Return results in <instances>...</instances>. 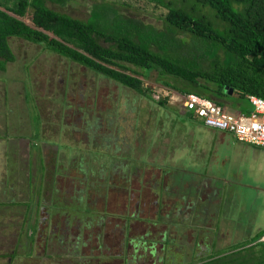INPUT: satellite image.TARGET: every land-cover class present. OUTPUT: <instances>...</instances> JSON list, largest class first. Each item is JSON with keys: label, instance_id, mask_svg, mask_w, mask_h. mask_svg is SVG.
Listing matches in <instances>:
<instances>
[{"label": "rangeland", "instance_id": "374dc122", "mask_svg": "<svg viewBox=\"0 0 264 264\" xmlns=\"http://www.w3.org/2000/svg\"><path fill=\"white\" fill-rule=\"evenodd\" d=\"M161 1L65 0L47 5L83 21L100 9L104 15L101 24L128 20L141 26L142 32L172 35L185 41L180 50L185 56V47L189 49L195 43L185 33L171 32L163 17L168 2L184 9H190V4L183 0ZM204 12L215 21L212 12ZM30 17L28 10L20 19L31 24ZM8 43L15 60L0 70V264H124L123 255L114 258L118 247L104 251L103 246L98 252L94 234L93 240L85 243L88 231L77 245L71 233H64L60 244V235L52 232V226L48 236L42 238L37 232L40 224L35 225V230L31 225L47 212L51 222L74 217L84 224H104L101 229L106 235L102 234L104 240L100 241L105 246L121 240L120 227L129 215H135L131 225L126 221L123 232V242L128 240L127 235L130 239L144 236L142 240L147 241L139 243L137 255L141 257L135 264H140L141 259V264H149L152 249L160 262L167 255L163 264H197L209 256L233 253L264 230V149L255 148L256 152L249 150L239 156L238 182L251 188H236L239 192L223 195L222 202L209 204V213L202 218L197 215L178 220L175 216L173 220L168 213L173 209L171 196L164 188L165 177L159 178L160 172L167 174L169 170L157 166L156 156L163 157L167 150L176 157H185L183 149L207 142L206 134L192 127L193 120L174 112L183 111L176 99L160 98L165 105L158 106L152 98L155 92L164 97V93H175L174 90L161 84L156 72H151L143 79L147 98L69 62L43 45L18 38H9ZM97 43L108 45L100 38ZM189 51L193 57H204L198 46ZM161 79L182 85L176 79ZM225 111L238 114L233 107ZM5 138L11 142L6 143ZM27 141L31 144L29 159ZM136 142L140 147L135 146ZM7 157L11 161L6 163ZM55 168L58 173L53 177ZM5 180L7 188L3 186ZM205 197L206 194L201 196ZM37 202L41 209L35 216ZM25 204L31 205L28 217ZM26 217L28 234L24 232ZM168 224L171 227L166 228ZM167 229L169 234L165 233ZM165 234L170 244L167 250ZM132 248L125 244L123 253L132 255Z\"/></svg>", "mask_w": 264, "mask_h": 264}, {"label": "trees", "instance_id": "16d2710c", "mask_svg": "<svg viewBox=\"0 0 264 264\" xmlns=\"http://www.w3.org/2000/svg\"><path fill=\"white\" fill-rule=\"evenodd\" d=\"M183 1L190 4V9L168 2L163 22L171 32L185 33L195 43L189 49L185 47V56L180 52L186 45L184 40L165 33L142 32L141 26L128 20L101 24L104 15L100 9L83 21L47 5L65 0H0V70L15 60L8 39L18 38L43 45L69 62L147 98L143 79L156 72L157 80L175 93H196L224 109L233 107L248 114V95L264 99V0ZM205 9L212 12L215 21ZM28 10L31 24L20 19ZM98 38L108 45L98 44ZM197 46L204 57L190 53ZM162 77L176 79L182 85ZM157 104L164 106L165 101ZM263 232H257L253 240L231 254L209 256L197 264H264V246L255 243Z\"/></svg>", "mask_w": 264, "mask_h": 264}, {"label": "crops", "instance_id": "0c3cea01", "mask_svg": "<svg viewBox=\"0 0 264 264\" xmlns=\"http://www.w3.org/2000/svg\"><path fill=\"white\" fill-rule=\"evenodd\" d=\"M174 112L178 116L193 120L192 127L202 130L207 136V142L202 146L200 144L191 146L193 149H183L182 154L185 157H176L173 151L168 153L167 150L164 151L163 157L157 155V166H165V169L169 170L167 174L160 172L159 178L165 177L164 188L171 196L169 201L173 209V220L175 216L180 220L197 215L199 219L209 213V204L222 202L223 195L239 192L236 188H251L247 183L238 182L241 179L238 160L240 154L242 156L244 152L249 150L256 152L255 148H261L238 142L229 133L207 128L199 121L190 118L184 110ZM135 146L140 147V144L136 142ZM135 154L138 155L137 150ZM168 157L169 160L166 162ZM134 169L136 170V167ZM204 194H206L205 199L201 198Z\"/></svg>", "mask_w": 264, "mask_h": 264}, {"label": "built area", "instance_id": "2783aa9c", "mask_svg": "<svg viewBox=\"0 0 264 264\" xmlns=\"http://www.w3.org/2000/svg\"><path fill=\"white\" fill-rule=\"evenodd\" d=\"M171 94V95H169ZM161 97L155 92L152 95L154 101L167 97L176 99L184 112L189 117L199 121L203 126L234 136L236 141L264 149V99L254 95H248L247 100L252 110L248 114L238 112L231 115L223 107L214 103L211 99L197 95L196 93L178 94L167 92ZM257 244L264 246V232L256 240Z\"/></svg>", "mask_w": 264, "mask_h": 264}, {"label": "flooded vegetation", "instance_id": "af4514ba", "mask_svg": "<svg viewBox=\"0 0 264 264\" xmlns=\"http://www.w3.org/2000/svg\"><path fill=\"white\" fill-rule=\"evenodd\" d=\"M13 136V135H12ZM15 139V137L13 138H11V140H14ZM5 140H6V143L7 142H11V140L10 141H8L7 140V138H5ZM20 140H23V138H21ZM28 142V141H27ZM9 144V143H8ZM19 143H16V145H18ZM26 144H28V148H26V159L28 158L29 159V157L28 156H30V154H29V148H30V143L28 142V143H26ZM10 145V147H12L13 145H11V144H9ZM23 147V146H22ZM42 148V147H41ZM40 148V151L42 150ZM15 149H17V148H14L13 147V149L12 150H15ZM51 149V148H50ZM55 156V155H54ZM7 158H8V160H7ZM7 158H5V160L4 161H6V163L8 162V161H11V157H7ZM57 160V159H56ZM55 160V161H56ZM27 161V160H26ZM30 161H31V159H30ZM55 164L57 165L58 164V162L56 161L55 162ZM6 168H8L7 166L5 167V174L7 173V169ZM27 171H29V170H27ZM53 173H52V176L54 177L55 176V174H57L58 172L56 171V168L55 169H53ZM86 172V171H85ZM42 173H44V169H43V171H42ZM6 176H8L7 174H6ZM5 188H7V180H5V184L3 185ZM11 186V185H10ZM53 188V187H52ZM39 191V190H38ZM54 192H56V189L54 190ZM29 202V201H28ZM27 202V203H28ZM10 203H14V201H10ZM52 205V203H49L48 204V206L49 205ZM25 206L27 207V217H28V214L30 213V209H31V205L29 206V204H25ZM39 206H40V204H39V202H37L36 203V207H35V209H37L36 210V213H34V215L36 216V214H37V212H38V209H41V208H39ZM48 206H47V208H48ZM137 207V206H136ZM54 208V207H53ZM138 211H135V214L137 213ZM169 213V215H171V217H172V213H173V211L172 212H168ZM181 213V212H180ZM48 214V212L46 213V215H45V217H43V218H41V219H34V224H32L31 226L33 227V229L35 230V225L37 224V223H39L40 224V226H41V228H40V231H37V232H40V235L42 236V238H43V236L44 237H46V236H48V232L50 231V229H51V226H52V232H56L57 234H59L60 235V238H58V241H60L59 243L61 244V241H62V239H61V236L65 233L66 234V236L69 234V233H71V234H73V235H75V237H76V239L75 238H72L71 237V239L72 240H74V242H75V244L77 245L78 243V241L80 240V238H81V236L82 235H86V234H84V232H86V231H88V233L90 234V235H88L87 234V237L86 238H84V241H86L85 243H88V242H90V241H92L93 239H92V237L91 236H93V234L95 235L94 236V239H96L95 241V243H97V246H96V248L99 250L98 252H101V248L104 246V251H106V250H109V249H115V248H117L118 247V249H119V251L118 252H116L115 253V255H114V258H120L122 255H123V263L124 264H132V263H134L135 264V260H138V257H141V256H138L137 255V253H138V250H139V243H145V242H147L146 240L145 241H143L142 239H143V237L144 236H135L136 238L135 239H130V237H129V235H127V238H128V240H126L125 242H123V232H124V230L127 228L126 227V225L128 224V225H131V219L133 218V217H136L135 215H133V214H131V215H129V218H127L126 220H124L125 221V223L124 224H122V226L120 227V229H119V232H118V235L119 236H121L122 238H121V240L120 239H118L117 241H115V243H113V242H111L110 244H107V246H105L104 244H101L102 243V241H100V239L101 240H104V238H103V236H102V234H104V235H106V233L104 232V233H102V229H101V227H102V225H104V224H101V223H97V224H93V223H89L88 221L86 222V224H84L83 223V221L82 220H79L78 218L76 219V218H74V217H65L64 219H63V221L62 222H60L59 220H55V221H53V222H51V220H52V218H49V216L50 215H47ZM26 217V219H27V221L25 222L26 223V225H25V229L26 230H24V232L26 233V234H28V230H29V222H28V218ZM128 220H129V222H128ZM126 221L128 222L127 224H126ZM23 222H24V220H23ZM31 227V228H32ZM84 227V228H83ZM169 227H171L170 226V224H168V225H166V228H169ZM118 228L119 227H116V230H118ZM33 230V231H34ZM169 229H167L166 230V232L165 233H167V234H169ZM33 233V232H32ZM75 233V234H74ZM111 233V232H110ZM55 237H56V235L55 234H53ZM107 235H108V233H107ZM32 236V235H31ZM165 236H166V234H165ZM67 238V237H66ZM166 239L164 240L165 241V246H166V250L168 249V246H170V244H169V239L167 238V236L165 237ZM61 239V240H60ZM85 243H82L80 246H83L84 247V245H85ZM150 243V242H149ZM63 244H65V243H63ZM125 244H127V246L129 247V248H131L132 246H133V248L132 249H135V251L132 253V255H128L127 253H123L124 252V245ZM150 249H152V248H150ZM150 252L148 253V255H149V259H150V262H149V264H158L160 261H159V256H158V253L155 251V249H152V250H149ZM126 256V257H125ZM125 257V258H124ZM127 258H129V261H126L127 260ZM137 258V259H136ZM142 258L145 260L146 258L144 257V256H142ZM161 258V257H160ZM141 259V258H140ZM162 262H160V263H164V262H167V255H166V260L162 257ZM141 263H144V261L141 259V261H140ZM140 263V264H141Z\"/></svg>", "mask_w": 264, "mask_h": 264}]
</instances>
